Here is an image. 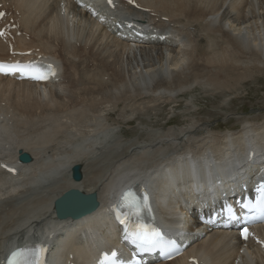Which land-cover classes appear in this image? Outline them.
<instances>
[{
    "label": "bare ground",
    "instance_id": "6f19581e",
    "mask_svg": "<svg viewBox=\"0 0 264 264\" xmlns=\"http://www.w3.org/2000/svg\"><path fill=\"white\" fill-rule=\"evenodd\" d=\"M135 1L142 11L122 4L109 12L92 0L108 22L98 26L70 1L62 14V0H0L3 9L16 12L9 18L21 27V36L12 41L16 50L39 49L45 59L60 64L49 85L0 77V160L18 169L16 176L0 174V259L12 245L35 237L51 246L53 264H93L99 252L119 245L109 214L116 195L140 187L150 190L159 224L176 235L188 234L190 247L167 264H188L191 257L204 264H264V254L251 244L241 254L235 231H210L198 221L264 175V119L253 121L260 115L232 130L211 128L208 121L154 131L146 144L114 138L118 128L104 126L100 118L85 125L92 112L116 111L111 101L134 106L143 100L140 106L158 112L195 88L235 92L264 79V0ZM126 22L135 23L141 34H164L167 44L133 45L127 40L133 31L120 32L125 40L117 38L111 30ZM8 57V47L0 42V59ZM71 80L77 93L66 92ZM26 94L47 102L18 103ZM27 116L49 122L64 116L81 128L70 133L81 142L71 143V155L66 154L69 146L51 154L15 135L19 130L14 133L13 122ZM19 152L30 154L31 163L17 164ZM74 167L81 168L79 182L71 176ZM71 190L96 195L99 209L80 220H58L55 202ZM255 229L262 233L260 226Z\"/></svg>",
    "mask_w": 264,
    "mask_h": 264
},
{
    "label": "rangeland",
    "instance_id": "374dc122",
    "mask_svg": "<svg viewBox=\"0 0 264 264\" xmlns=\"http://www.w3.org/2000/svg\"><path fill=\"white\" fill-rule=\"evenodd\" d=\"M178 7H179L178 5H170V9L174 11H177ZM7 12L8 14L11 13L12 15H16V12L14 10H11V11L7 10ZM17 33H19V28L17 31L13 32L12 34L16 36ZM65 72H67V70ZM66 80L67 82L63 85V87L69 83L68 75L66 77ZM105 80L107 81L108 79H105ZM70 82L72 84H70V86L68 85V87L66 88L67 90L66 92L70 93L72 91L71 93H74V92L77 93L76 90H74L77 86L75 84V80H71ZM116 92H119V91H116ZM17 102L18 103L25 102L33 106L34 102H38L39 104H41V103L47 102V100L44 98L39 99L35 94H26L25 97L21 96ZM111 102H112L110 104L111 106L109 105V107L110 108L115 107V108H112L111 110H114L117 107L116 111L110 112L109 114L107 113L106 114L107 116L99 115V114H97V116L96 114L92 115L93 114L92 112L90 116L91 118L94 116L93 119H90V121L86 119L85 121L88 120V122H85V125H87L88 127L91 125V123H93L92 120L94 122L95 121L97 122L100 118L99 121H102V122L104 121L103 124L106 123V125L104 126L106 127L111 126L110 128L113 127V129L118 128L115 130V133L112 134V136L114 135L113 136L114 138L120 137V139H122V141L124 142H130V141L136 142V140H138L146 144V143H150L152 139L155 138L154 131L161 132V134H163V133L168 132L171 128L176 129L178 127H183L184 125L185 127H187L192 122L203 123V122L209 121L211 122V128L218 129L219 127L220 130H232V129H236L237 127L241 126L246 121V119L255 116V114L260 115V116H258V118L253 121L263 120L264 119V79H260L257 83L248 82L244 85V87L238 88L237 91L235 92L229 91L228 87H226L224 91H221L220 89H214V90L209 89L208 90L205 88H195L191 93H188V94H185L179 97L175 104L165 105L163 106L162 110L158 112L147 110L145 108V105L140 106V103L142 104L144 103L143 100H137L136 103L133 102L135 103L134 106L131 104V101L126 102V103L124 102L115 103L114 101H111ZM132 107L133 109H131ZM122 108H125L126 110L125 109L123 110ZM134 108H135V111H133ZM90 111L91 109L88 110V113L85 112L84 114L88 116ZM98 115L100 117H98ZM63 117L64 116H61V118L59 117L60 118L59 122H56V120L53 118H51V121L49 122V121L42 120V118H33V117L27 116L24 118L17 119L16 121L17 123L13 122L14 124L13 131L15 133L18 128L19 131L15 133L16 136L19 135L18 138L20 139L26 138V140L32 142L33 145L35 146L40 145V146H43L44 148L46 147L45 149H47V151L50 152L51 154L53 153L58 154L56 153V151H59L60 149L61 150L59 152L61 151L65 152L66 150L63 147L69 146L68 149L70 151L68 150L66 154L71 155L72 152L74 151L72 150L73 148L71 147V143L81 142L80 136H78L77 138H72L71 136L72 134L76 135L77 133L74 134V132L77 130H80L81 128L79 129L78 125L76 124H70L67 118L66 117L63 118ZM25 122L29 124L28 126L30 127H28ZM30 123L32 126L30 125ZM64 125H67V126H64ZM61 126H64V127L62 128ZM55 131L57 132V135ZM71 131L73 132L72 134H70ZM145 132H147V134ZM116 134H119V135L116 136ZM43 136L46 138H44ZM69 137L70 139H68ZM30 138L31 139L33 138V139L31 140ZM46 142H48V144Z\"/></svg>",
    "mask_w": 264,
    "mask_h": 264
},
{
    "label": "snow or ice",
    "instance_id": "6c2138e0",
    "mask_svg": "<svg viewBox=\"0 0 264 264\" xmlns=\"http://www.w3.org/2000/svg\"><path fill=\"white\" fill-rule=\"evenodd\" d=\"M131 2V0H129ZM111 3V0H109ZM4 13H0V18H2ZM4 35L3 32H0V36ZM50 67V66H49ZM0 73L4 74H15L20 73L21 75H27L35 80L46 79V74L41 72L39 67L34 64H2L0 63ZM261 196L257 200L255 207H264V185L260 186ZM122 201L125 206L129 208V216L120 218V223L125 226L126 238L130 239L132 243L142 247L146 250H151L152 248L157 247L163 237L161 233L154 227L145 225L141 221V215L144 210H149L147 197L141 202L136 200L134 194L129 191L123 197ZM244 207H253V205H244ZM130 217L135 218V224H129L128 220ZM245 239L248 237L247 229L242 233ZM44 249H37L34 258L26 259L24 264H43V260L40 259V253H43ZM10 264H15V261H10ZM99 264H122L118 259V254L113 251L111 255L105 253L100 260Z\"/></svg>",
    "mask_w": 264,
    "mask_h": 264
},
{
    "label": "water",
    "instance_id": "95a60500",
    "mask_svg": "<svg viewBox=\"0 0 264 264\" xmlns=\"http://www.w3.org/2000/svg\"><path fill=\"white\" fill-rule=\"evenodd\" d=\"M20 160L24 163L32 161L28 154H22ZM72 178L79 182L82 178L81 168H72ZM98 207L96 195H83L79 191L71 190L59 198L54 205L58 220L82 219L90 215Z\"/></svg>",
    "mask_w": 264,
    "mask_h": 264
}]
</instances>
